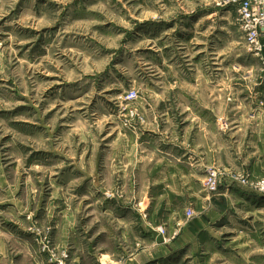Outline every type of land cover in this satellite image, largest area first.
Segmentation results:
<instances>
[{"label":"clouds","instance_id":"clouds-1","mask_svg":"<svg viewBox=\"0 0 264 264\" xmlns=\"http://www.w3.org/2000/svg\"><path fill=\"white\" fill-rule=\"evenodd\" d=\"M0 264H264V0H0Z\"/></svg>","mask_w":264,"mask_h":264}]
</instances>
